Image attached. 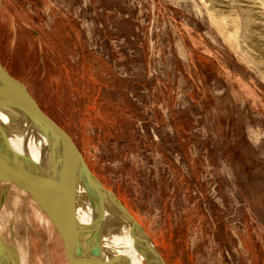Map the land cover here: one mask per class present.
<instances>
[{
    "label": "rangeland",
    "instance_id": "rangeland-1",
    "mask_svg": "<svg viewBox=\"0 0 264 264\" xmlns=\"http://www.w3.org/2000/svg\"><path fill=\"white\" fill-rule=\"evenodd\" d=\"M0 61L167 264H264V0H0ZM4 185L21 263L66 264Z\"/></svg>",
    "mask_w": 264,
    "mask_h": 264
},
{
    "label": "water",
    "instance_id": "water-1",
    "mask_svg": "<svg viewBox=\"0 0 264 264\" xmlns=\"http://www.w3.org/2000/svg\"><path fill=\"white\" fill-rule=\"evenodd\" d=\"M0 101L18 112L26 128L22 133L18 125L9 128L0 120V208L5 183L27 193L58 233L66 264H129L127 257L109 251L101 243L103 232L110 227L119 231L125 229L137 246L143 264H167L133 214L96 178L69 134L41 108L27 86L1 61ZM23 135L27 141L21 140ZM21 141L27 146H22ZM68 146L79 155L82 169L72 172L57 160L54 149ZM86 188L92 191L89 201L95 213L87 221H80L73 217L72 199L77 190L86 191ZM0 264H22L18 248L1 228Z\"/></svg>",
    "mask_w": 264,
    "mask_h": 264
},
{
    "label": "bare ground",
    "instance_id": "bare-ground-1",
    "mask_svg": "<svg viewBox=\"0 0 264 264\" xmlns=\"http://www.w3.org/2000/svg\"><path fill=\"white\" fill-rule=\"evenodd\" d=\"M0 120L3 122V124H5V126L9 128L18 125V130H20V132L22 133H25L26 128L23 122L21 121L18 112L15 111L13 108L8 109L6 105L2 104L1 101ZM19 140L20 139H17L18 144H20ZM21 140L27 141L24 135L23 139ZM22 141L21 144L22 146H24L25 144ZM35 153L36 151H34V154ZM54 154L57 157V160L59 159L62 164H65L63 166L65 169H70L72 172H75L74 169L78 170L82 169L83 167L79 155L75 152L73 148H71V146H68V148L66 149L56 147L54 149ZM91 193L92 191L89 188H86V191H84L83 189H79L74 194L72 203L74 204L73 217L75 219L80 221H87L89 218H91L92 214L95 213L94 207L89 201V197L90 195H92ZM106 203L108 202L106 201ZM100 240L104 247H106L109 251H116L117 253H121L125 257H127L129 260V264H143L142 257L140 256L139 251L137 250V246L133 244L132 239L129 237L125 229L119 231L114 230L110 227L106 229L105 232H103V235L101 236Z\"/></svg>",
    "mask_w": 264,
    "mask_h": 264
},
{
    "label": "trees",
    "instance_id": "trees-1",
    "mask_svg": "<svg viewBox=\"0 0 264 264\" xmlns=\"http://www.w3.org/2000/svg\"><path fill=\"white\" fill-rule=\"evenodd\" d=\"M88 165V164H87Z\"/></svg>",
    "mask_w": 264,
    "mask_h": 264
}]
</instances>
